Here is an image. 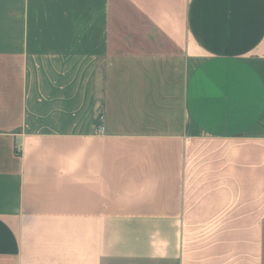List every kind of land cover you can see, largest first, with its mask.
Segmentation results:
<instances>
[{
    "label": "crops",
    "instance_id": "0c3cea01",
    "mask_svg": "<svg viewBox=\"0 0 264 264\" xmlns=\"http://www.w3.org/2000/svg\"><path fill=\"white\" fill-rule=\"evenodd\" d=\"M0 264H264V0H0Z\"/></svg>",
    "mask_w": 264,
    "mask_h": 264
}]
</instances>
